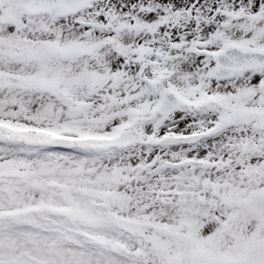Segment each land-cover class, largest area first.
Returning <instances> with one entry per match:
<instances>
[{"label": "snow or ice", "instance_id": "1", "mask_svg": "<svg viewBox=\"0 0 264 264\" xmlns=\"http://www.w3.org/2000/svg\"><path fill=\"white\" fill-rule=\"evenodd\" d=\"M0 264H264V0H0Z\"/></svg>", "mask_w": 264, "mask_h": 264}]
</instances>
